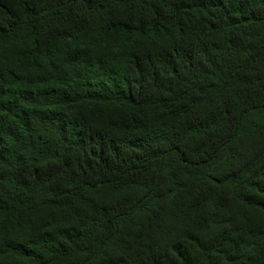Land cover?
Instances as JSON below:
<instances>
[{
    "label": "trees",
    "instance_id": "1",
    "mask_svg": "<svg viewBox=\"0 0 264 264\" xmlns=\"http://www.w3.org/2000/svg\"><path fill=\"white\" fill-rule=\"evenodd\" d=\"M0 264H264V0H0Z\"/></svg>",
    "mask_w": 264,
    "mask_h": 264
}]
</instances>
